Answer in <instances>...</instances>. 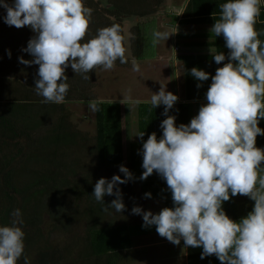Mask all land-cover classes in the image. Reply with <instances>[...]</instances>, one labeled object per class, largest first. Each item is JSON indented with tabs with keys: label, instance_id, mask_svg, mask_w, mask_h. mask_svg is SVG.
Returning a JSON list of instances; mask_svg holds the SVG:
<instances>
[{
	"label": "clouds",
	"instance_id": "1",
	"mask_svg": "<svg viewBox=\"0 0 264 264\" xmlns=\"http://www.w3.org/2000/svg\"><path fill=\"white\" fill-rule=\"evenodd\" d=\"M264 0H227L220 4V16L210 32L223 35L228 62L211 76L204 94L207 103L189 123L176 124L168 115L178 95L165 90L161 84L148 103L152 108L163 105L160 123L162 134L155 132L143 141L141 154L144 180L154 171L166 182L173 206L158 213L140 206L131 209L141 215L144 227L155 226L157 234L174 245L183 240L184 247L202 246L201 259L215 254L221 264H264V149L256 146L257 135H264L258 126L264 118V41L257 39L254 28L260 5ZM5 10V24L20 28L29 26L35 36L29 39L24 52L33 59L18 58L24 65H38L35 93L41 103L65 102L69 90L66 69L85 80L96 67L112 69L114 63H128L126 49L118 26L96 30L95 36L84 41L89 29L92 9L84 0H0ZM173 32L154 31L153 43L167 41ZM216 64L225 61L222 51L210 48ZM10 56V53H9ZM132 70L140 71L135 59ZM190 74L198 81L209 79L210 73L193 67ZM201 83H197V88ZM131 90H129V93ZM123 95V94H122ZM141 103L129 94L122 103ZM99 101H88L89 111L98 110ZM136 136L143 138L144 131ZM123 177L96 181L92 196L104 205L106 195L115 196L108 208L120 213L125 208L117 185L132 179V173L119 166ZM246 195L254 201L252 210L236 221L229 217L223 202L230 196ZM150 198L151 193L146 192ZM13 219L0 225V264H17L24 252V236L20 225V209L11 213ZM24 264H28L24 257Z\"/></svg>",
	"mask_w": 264,
	"mask_h": 264
},
{
	"label": "trees",
	"instance_id": "2",
	"mask_svg": "<svg viewBox=\"0 0 264 264\" xmlns=\"http://www.w3.org/2000/svg\"><path fill=\"white\" fill-rule=\"evenodd\" d=\"M113 2V7L109 6H100V2H92L90 0H84L85 5L90 7L92 11L91 20L89 22V29L83 38L84 41L89 38L95 36L96 30L103 27H110L113 25L118 26L120 29V35L122 36L123 43V25H120L119 21L111 22L106 14L110 16H116V20H119L122 14L125 17V14L130 12H135L137 15L146 14L151 9L152 11H157L162 15H165L162 12V8L167 3V0H110ZM11 2V0H9ZM227 2V0H188L185 5L184 11L181 15H176V18L179 19V26H189V25H214L216 19H219L220 16V4ZM154 5L155 8H151ZM260 7L259 15L256 17V21L254 24L255 30L258 32L257 39L260 41H264V7ZM106 13V14H105ZM0 17L2 18L5 15V10L0 8ZM175 14H171L174 16ZM140 16V15H139ZM175 17V16H174ZM0 24L2 22L0 21ZM5 27H8L7 30L2 33V35L8 34L11 38L24 37L29 41V39L35 36V33L31 30L29 26H22L20 28H16L15 26H9L5 24ZM4 27H1L2 29ZM3 30V29H2ZM4 31V30H3ZM22 33L24 35H22ZM1 35V32H0ZM22 35V36H21ZM185 37V35H183ZM182 36V37H183ZM190 37L191 35H187ZM19 38V39H20ZM213 45L216 46L217 51H222L226 55L225 61L228 62L227 53L229 49L225 47V41L223 35L215 36L213 34ZM16 39L12 43H6L10 46V51L8 50L5 55H15ZM144 33L140 27V25H136L135 29L132 32V52L131 57L136 59L143 58V49H144ZM27 47V46H26ZM7 48V47H5ZM216 51V52H217ZM0 51V65L4 68V62L13 58L4 59L2 57L4 53L1 55ZM28 59L32 57L29 53H27ZM128 57V56H127ZM131 57H128L129 62L121 64L119 60H117L114 64H121L123 68H127L129 63H131ZM180 58H184L185 61V97L186 101H190L193 99L204 100L208 87L211 84V76L215 73V62L212 59V55H195V56H180ZM15 66L17 63L15 62ZM30 68H23V71L20 72L22 76V80L19 81L18 74L10 73L13 69H4L5 71H0V80H5L3 83V88L0 86V178H2V182L0 181V198L6 200V206H2L0 209V225H7L13 219L11 213L14 209H20L21 218L24 217V212L27 211V218L23 220L21 226L24 233L33 232V226H35L36 231H39L40 238L44 239L45 244H48L45 249L41 248V246H36L35 255L29 262L35 261V264H59L60 260H64L68 258L70 253L73 251V245L70 243L62 246L65 253H62L61 247L53 244L51 239L47 242L45 239V234L40 230V215H38V207L36 204L35 194L38 192V186H41L39 183V176L48 174L50 170H47V165L53 164L60 167L63 165L67 167V164L63 161L56 164L57 160L49 159L48 153L46 155L41 156L43 152H49L55 154L56 152L53 150H46L36 148V156H32V151L26 153L22 146V138L25 137V140H32L31 132L34 129L42 130L41 122H36L35 125H31L29 129L20 128L18 125L17 119H20V112L22 109H28L36 106V109L41 108V110L51 111V114L54 117L50 119L49 126L55 128L56 136L54 135L52 141H49V145L55 147H62L63 144L73 141L71 125L69 124V118L71 114H65V111L68 109L66 105L73 100L77 101H89L94 99L90 94H86V88L93 87V81L96 74V71L100 67H96L95 70H91L87 75L89 76L88 80L82 78L81 74H75L71 67L67 68L66 74L68 76L69 82V90L67 92L65 102L56 104V103H41L42 97L36 95L35 93V80L37 77V70L33 68L30 64ZM130 66V65H129ZM193 67H197L203 69L210 73L209 79L203 82H198L191 74L190 70ZM3 70V69H1ZM22 70V69H21ZM16 71V70H14ZM18 71V69H17ZM19 72V71H18ZM19 74V75H20ZM15 78L14 80L9 79ZM197 83H201V87L197 88ZM5 86V87H4ZM98 110L95 111V122H96V141H95V152L96 154L93 157V161L96 163L97 168L102 169H119L120 165L126 166L129 171L133 174L132 179L129 180L132 182H137L140 186V198L141 199H160L164 201L165 207H172V199L171 192L168 190L166 182L154 171L151 175H149L146 179L140 180L139 177L144 171L142 168V144L143 141L147 140L148 135L151 133H147L148 130H158L160 128V123L166 116L162 115L163 113V105L157 106L155 109L152 108L150 104L141 103L138 104V128L139 132L144 131L143 138L139 137L138 142L131 147L129 145L130 153L128 155V162L124 159V147H123V129H122V106L119 102L115 101H106V100H98ZM192 104L189 102L179 103L177 110L175 109L176 103L173 108L169 110L168 115H174L176 120V124L180 123H189L191 120V107ZM127 106H124L126 108ZM177 111V113H176ZM59 114H56V113ZM258 126L264 128V118H260L258 122ZM42 128V129H41ZM33 129V130H32ZM158 133V132H157ZM160 136L157 135V138ZM46 138V136H45ZM256 146L264 149V135H257L256 137ZM57 150V148H55ZM17 159H20L19 167L16 164L12 166L13 163L16 162ZM34 161V162H33ZM33 162V163H32ZM62 163V164H61ZM35 165V167L33 165ZM16 166V167H15ZM264 168V166H263ZM66 176L72 180L71 185L73 184V179H78L80 173L78 170L72 172L68 168H65ZM84 171V175H85ZM115 174V173H114ZM2 175V176H1ZM264 175V174H263ZM26 178V180L23 179ZM85 177L88 181V193L87 196L89 198L92 197V192L95 185V180H91V175L86 174ZM66 180V179H62ZM82 180V179H80ZM69 182V180L67 179ZM84 182V181H82ZM56 189L59 190L60 185L56 183ZM126 184V183H124ZM67 187L68 190L71 187ZM41 191L44 189L41 187ZM264 191V190H262ZM146 192L151 193V197H145L144 194ZM242 195L237 194L236 196H230L228 201L223 202L222 207L224 208L226 214L234 220L239 219V215L242 212L241 202L238 200ZM87 199V197H85ZM84 198V199H85ZM39 199V198H38ZM253 204L254 201L252 200ZM31 210V212H30ZM29 217V218H28ZM24 219V218H23ZM129 224L121 223V224H109V225H99V223L89 224L88 227V237H85V241L83 247H85V252L88 251V260L97 261L93 264H102L101 260H103L104 264H119V261L122 259V255L124 251H129L134 247L133 237L138 235L139 233L133 231ZM133 224V223H132ZM153 229L155 230V226L153 225ZM136 234L134 235V233ZM146 232H142L143 234ZM49 237V236H48ZM30 241L34 239L32 237H27ZM41 239V242H42ZM28 240L29 245L31 244ZM34 244L37 243V239L34 240ZM52 243H51V242ZM201 251L192 252L188 255V263L189 264H221V261L215 256V254L206 256L201 259ZM72 254V253H71ZM85 254V255H86ZM85 255L82 254L84 259L86 260ZM125 256V254H124ZM94 258V259H92ZM223 264H227V262H223Z\"/></svg>",
	"mask_w": 264,
	"mask_h": 264
},
{
	"label": "rangeland",
	"instance_id": "3",
	"mask_svg": "<svg viewBox=\"0 0 264 264\" xmlns=\"http://www.w3.org/2000/svg\"><path fill=\"white\" fill-rule=\"evenodd\" d=\"M92 2L99 1L100 6H109L113 7V2L110 0H90ZM168 3L170 1H173L172 3H176L177 5H182L186 2V0H167ZM151 8H155L154 5ZM170 10V9H169ZM178 11V10H177ZM172 12V11H171ZM170 12V13H171ZM169 13V14H170ZM174 13V12H172ZM171 13V14H172ZM106 14V13H105ZM176 14V13H175ZM1 15V14H0ZM107 17L111 22L113 21H119L120 25H123V46L126 49L125 55L128 57H131L132 52V32L135 29L136 25H140L143 33H144V49H143V57L150 58V60L145 61L144 63L139 62L140 71L134 72L132 70L131 63L127 66V68H123L121 64H114V67L112 69H103L102 67L98 68L96 71L94 81H93V87L86 88L87 93L90 94L92 98L96 100H106V101H117L122 106V131H123V147H124V159L126 162H128V155L130 153L129 145L131 144V147L133 148V145L136 144L137 136H133V127L131 118L133 119L136 111V106H133L128 101H125V103H122L123 96L127 97L129 94L133 99H136L141 93H144L147 89L145 87L146 84L144 80L146 78H152L156 75V72L159 68H163L164 63H173L174 59L176 58L172 55H170L169 44L166 43V41H159L158 43H153V33L154 31H168L171 32L170 28H168L169 22H166V15H157V11H152V9L147 12L146 14H139L137 15L135 12H130L128 14H124L119 17V20H116V16H110L109 14H106ZM0 21L2 24H0L1 35H0V51L4 53L2 57L4 59L13 58L17 65L15 66V62L12 61V59H9L8 61L4 62V68L0 65V71H5L4 69H13L10 73L18 74L19 81L22 80V76L20 74L21 71H23V68H30V65H24L18 62V58L23 57L26 60L28 59L27 52H24L23 49L27 46V39L24 37H18L11 38L8 34L2 35L8 27H5V23L3 19L0 17ZM7 25V24H6ZM175 29V27H174ZM22 35H24L22 33ZM21 35V36H22ZM20 38V39H19ZM170 38V36H169ZM168 38V39H169ZM16 39V45L15 48V55H10L5 53L10 49V46L6 43H12ZM167 39V40H168ZM7 47V48H5ZM1 53V55H2ZM32 59L33 57H29ZM178 63V62H177ZM155 64V65H154ZM35 70H38V65L31 64ZM154 65V68H153ZM168 65V64H167ZM217 66H219L217 64ZM216 67V66H215ZM217 68V67H216ZM3 69V70H1ZM18 69V71H17ZM22 69V70H21ZM16 70V71H14ZM166 72V71H165ZM20 74V75H19ZM162 75H159V78H161ZM158 77V76H157ZM181 77V75H180ZM15 78H10L9 80H14ZM159 80V79H158ZM139 81L142 82V89L141 91H138L134 88V84ZM5 80H0V86L3 88V83H5ZM69 82V80H68ZM71 82H69L70 84ZM132 86V87H130ZM5 87V86H4ZM154 91L158 92V85H154ZM129 90L131 92L129 93ZM165 90H167V87L165 86ZM182 90V88H181ZM123 94V95H122ZM148 93H144L145 99L148 95ZM124 106H127L124 108ZM66 108L68 109L65 111V114H71L69 118V124L71 125V132L73 141L69 144L65 143L62 145V147H55L57 150L49 145V141L53 139L54 135L56 136V130L53 127L49 126L50 119L54 120L53 115L51 114V111H43L41 108L36 109V106L28 109H22L20 112L22 115H20V119H17L19 122L18 126L20 128L29 129L31 125H35L36 122H41L43 129H32L31 132L32 140H25V137L22 138V146L26 153H29L32 151V156L35 157L38 160L36 156V148H41L43 151L46 150H53L56 153H49V152H43L41 156H45L46 153H48L49 159L51 160H57L55 162L58 164L59 162L63 161L67 164V167L63 165H60L58 167L57 165L53 164L56 167H53L52 165H47V170H50L48 174L39 176V183H41V186H38V192L34 193L36 197V204L38 207V215H40V230L45 234V240L49 242V239L53 242V244L58 245L61 247L62 253H65L66 251L63 250L62 246H65L66 244L70 243V245H73V251L70 253L68 258H65L64 260H60L59 264H93L97 261H90L88 260V251L85 252V247H83L85 237H88V227L89 224L99 223L97 226H105L109 224H121V223H127L130 225V228L133 231H136L138 233L142 232H150L153 230V226L150 227H144L142 226L143 220L141 215L133 214L131 212V209L134 206H140L143 210L148 211L154 210L156 213H158L163 207L161 201L158 202H148L147 200L140 198V186L137 182L128 181L126 184H120L117 185V187L120 188L123 203L125 205V208L122 212L117 213L115 210L108 208L106 206H109L111 201L115 199V196H109L106 195L104 197V205L102 203H99L95 200V198L92 196L89 198L87 196L88 191V181L85 175L88 173L91 175V180H95V183L100 178H107L111 179V177L115 174H119L123 177V173L119 172V169H102L97 168L96 163L93 161V157L96 154L94 148H95V141H96V122H95V111H89L88 108V100L87 101H77L73 100L70 103L66 105ZM124 110V111H123ZM131 112V113H130ZM56 114H59L58 112ZM136 123H138L136 121ZM135 125V124H134ZM32 127V126H31ZM136 128V127H134ZM135 131V129H134ZM131 135V136H130ZM46 136V138H45ZM34 162V161H33ZM32 162V163H33ZM20 159H17L14 164L19 167ZM62 164V163H61ZM33 165V164H32ZM35 167V165H33ZM16 167V166H15ZM65 168H68L70 171L74 172L76 170L79 171L80 175L78 179L72 180L69 178V176H66ZM84 171L86 172L84 175ZM2 176V175H1ZM2 178H0V181ZM24 180L26 178L23 177ZM62 179H66L63 180ZM69 180V182L67 181ZM82 179V180H80ZM84 181V182H82ZM58 183L60 185L59 190L56 189V186ZM69 186L71 189L63 186ZM41 187L44 189V191H41ZM87 197V199L85 198ZM39 198V199H38ZM85 198V199H84ZM2 206H6V200H3L0 198V209ZM151 210V211H152ZM31 212V210H30ZM153 212V211H152ZM154 213V212H153ZM24 219L27 218V211L24 213ZM29 218V217H28ZM133 223V224H132ZM134 233V235L136 234ZM157 238L155 241H158V239L163 238L159 236L157 233ZM39 231H36L35 226H33V232L31 233H25L24 236V252L21 256V258L18 260L17 264H24V257H27L28 260H31L35 255V248L36 246H41L43 250L46 251V246L48 244L43 243L44 239L40 238ZM32 237L34 240L37 239V243L34 244V240L30 241L27 239V237ZM49 236V237H48ZM139 238V237H138ZM42 239V242H41ZM28 240L30 241V245L28 243ZM84 240V241H83ZM138 240H142L141 242H137L138 245H135L133 249H130L129 251H124V254L122 255V259L119 261V264H184L185 262V256L186 253L191 250L194 251L196 247L192 248H185L184 246L181 247L180 245L176 247L175 249H170L167 246L164 245H153V244H159L160 242H151L153 241L152 237L149 236H142ZM50 241V242H51ZM51 242V243H52ZM36 245V246H33ZM144 245V247H140ZM200 250H202V246L199 247ZM170 252V253H169ZM87 253V254H86ZM172 253V254H171ZM85 255L86 260L82 256ZM94 259V258H92ZM33 264L36 262L33 261ZM102 264L103 260H101ZM115 262L114 264H116ZM28 264H32L28 261Z\"/></svg>",
	"mask_w": 264,
	"mask_h": 264
},
{
	"label": "crops",
	"instance_id": "4",
	"mask_svg": "<svg viewBox=\"0 0 264 264\" xmlns=\"http://www.w3.org/2000/svg\"><path fill=\"white\" fill-rule=\"evenodd\" d=\"M187 1L180 5H177L176 3H172L173 1H170L168 3H165V5L162 8V12H164V14L166 15V22L168 21V28H170L171 32H173V34L170 35V38L166 41L167 44H169V48L168 49L170 51V55L174 56L176 58V60L174 59L173 63H164V65H166V67L164 66L162 69L159 68L156 72V75L152 78H146V80H144L145 84L147 87H145L147 90L144 93H148L147 97L145 99L144 98V93H141L136 99H139L141 101V103H148V101L150 100V97L153 95L154 91V85H158V89L160 90L161 84L165 85L167 87L168 91L173 92L174 94L178 95V100L176 102V107L175 109L177 110L178 104L179 103H184V102H189L190 104H192V108H191V114L190 117L191 119L198 113L199 108L201 107V105L207 103V101L204 100H200V99H193L190 101H186V97H185V61L184 58H180V56L182 57H186V56H195V55H211L210 53V48L216 52V46L213 45V33L210 32V28L212 27V25H189V26H179L178 22L179 19L184 11L185 5L187 4ZM261 7H264V4L260 5ZM170 9V10H169ZM178 10V11H177ZM174 12L173 14H175L174 16H171V13ZM171 12V13H170ZM170 13V14H169ZM157 15H160V13L157 12ZM176 15H179L180 17H178L179 19L176 18ZM175 27V29H174ZM185 35V37L183 36ZM187 35H191L190 37H188ZM183 36V37H182ZM135 59L137 63L142 62L144 63L147 60H150V58L147 57H143L141 59H136L131 57V60ZM178 62V63H177ZM225 63H227L226 61H222L219 66H217V64L215 63L214 65L218 68V67H222ZM168 64V65H167ZM155 65V64H154ZM153 65V68H154ZM215 67V71L216 68ZM166 71V72H165ZM215 74V73H214ZM159 75H162L161 78H159ZM181 75V77H180ZM158 76V77H157ZM159 79V80H158ZM142 82L139 83V81H137L134 84V88L138 91H141L142 89ZM132 87V86H130ZM182 88V90H181ZM139 103V104H141ZM131 105V104H130ZM136 106V111H138L137 106ZM124 111V110H123ZM131 113V112H130ZM177 113V111H176ZM134 118H131V122H132V127H133V136H135L136 134L139 133V128H138V123H136V121L138 122V114L137 112H135V114H133ZM135 124V125H134ZM135 129V131H134ZM156 130H148L147 133H153ZM158 132V133H157ZM156 133V135L161 136L162 131L158 130ZM131 136V135H130ZM139 137L137 136V141L138 142ZM264 174V168L263 166L261 168L258 169V176L259 175H263ZM148 202H158L160 203V201L164 206V201L160 200V199H146ZM238 200L241 202L242 205V212L239 215V219L236 221H239L242 217L246 216L248 212H250L252 210L253 207V202L252 200L246 196V195H242L241 197L238 198ZM153 207H151L152 210ZM154 213H156L154 210H152ZM157 233L156 230H151L150 232H146L143 234H138L136 236L133 237V242H134V246L138 245L137 242H141L142 240H138L140 237L142 236H149L152 237L153 241L151 242H160L159 244H153V245H164L169 247L170 249H175L176 247H178L179 245L181 247L184 246L183 244V240L181 239L180 244L178 245H174L173 243L169 242L166 238H159L158 241H155L157 238V235L155 234ZM139 237V238H138ZM155 239V240H154ZM140 247H144V245L140 246ZM194 248L191 246H188V248ZM200 246L196 247L194 252H199L201 251L199 249ZM133 249V248H132ZM193 251L189 250L186 253L185 256V262L184 264H189L188 261V255L191 254ZM170 253V252H169ZM172 254V253H171Z\"/></svg>",
	"mask_w": 264,
	"mask_h": 264
}]
</instances>
